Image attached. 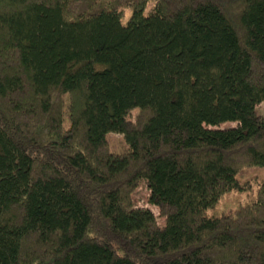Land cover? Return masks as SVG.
Listing matches in <instances>:
<instances>
[{"label":"trees","instance_id":"16d2710c","mask_svg":"<svg viewBox=\"0 0 264 264\" xmlns=\"http://www.w3.org/2000/svg\"><path fill=\"white\" fill-rule=\"evenodd\" d=\"M246 168L264 0H0V264H264V182L207 213Z\"/></svg>","mask_w":264,"mask_h":264},{"label":"rangeland","instance_id":"374dc122","mask_svg":"<svg viewBox=\"0 0 264 264\" xmlns=\"http://www.w3.org/2000/svg\"><path fill=\"white\" fill-rule=\"evenodd\" d=\"M150 4L146 6L149 9ZM128 10L124 11V16L127 14ZM261 109V104L257 106V110ZM136 111L132 110L129 114V119L132 120ZM232 124H226L224 126H231ZM105 139L107 141L108 149L113 152H117L123 148V141L121 135L119 134H106ZM238 179L240 182L245 181L243 189L239 192H230L219 198L216 204L209 210L208 214H219L231 212L237 204L246 202L254 194L256 187L260 182H264V170H256L253 168H246L238 173ZM148 191L143 180L137 182L136 187L133 189L130 198L134 206L144 207L149 209L154 216L158 225L161 224L162 220L157 216V210L153 205L147 202Z\"/></svg>","mask_w":264,"mask_h":264}]
</instances>
